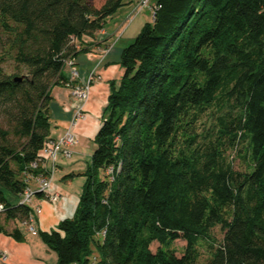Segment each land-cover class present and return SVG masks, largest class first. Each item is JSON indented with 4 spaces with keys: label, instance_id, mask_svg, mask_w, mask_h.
<instances>
[{
    "label": "trees",
    "instance_id": "1",
    "mask_svg": "<svg viewBox=\"0 0 264 264\" xmlns=\"http://www.w3.org/2000/svg\"><path fill=\"white\" fill-rule=\"evenodd\" d=\"M125 4L0 0V232L18 241L5 225L28 222L26 177L47 174L51 89L75 85L65 66ZM153 7L121 52L89 164L65 175L85 178L76 210L39 235L58 264H199L203 247L205 264H264V0Z\"/></svg>",
    "mask_w": 264,
    "mask_h": 264
},
{
    "label": "crops",
    "instance_id": "2",
    "mask_svg": "<svg viewBox=\"0 0 264 264\" xmlns=\"http://www.w3.org/2000/svg\"><path fill=\"white\" fill-rule=\"evenodd\" d=\"M136 1L138 2V0H125L126 4L113 17L106 20L104 28L97 33L96 37L86 39L93 44L92 52L80 54L75 58L79 77L75 79L74 86L86 82L90 76H93L88 97L81 99L74 95L73 85L52 87L50 121L51 136L54 139L60 138L67 129H72L78 139V143L73 148L81 143L95 146L94 138L102 124L103 113L110 94V83L119 81L124 75V68L120 64L121 52L135 39L143 27L144 22L136 21L137 19L131 23L126 22L132 9L134 8V11L136 8L134 7ZM154 4L152 1L148 6L151 14H153ZM63 73L68 81H73L69 65L65 66ZM78 111L81 117H78ZM62 159L64 158L61 155L56 159L54 177L56 172H61V174L54 178L55 180L52 179L50 186V191L57 192L59 197L56 201L50 202L45 197L35 195L30 203L33 209L32 221L25 223L8 221L6 223L8 230L16 226L20 228L24 239L18 241L0 232V257L3 255L8 257L6 262L1 263L0 261V264H58L57 254L47 247L39 232L51 231L62 219L74 214L83 187V182L80 183V190L79 186L78 188L73 187L75 177L65 178V175L75 170H65ZM51 165V161H48L46 167L50 168ZM31 187L37 190L38 183L32 181ZM37 208L41 211L37 212ZM1 222H4L3 217ZM31 226L33 230L30 229Z\"/></svg>",
    "mask_w": 264,
    "mask_h": 264
},
{
    "label": "built area",
    "instance_id": "3",
    "mask_svg": "<svg viewBox=\"0 0 264 264\" xmlns=\"http://www.w3.org/2000/svg\"><path fill=\"white\" fill-rule=\"evenodd\" d=\"M151 0H138V4L135 10L132 12V15L128 17V19H133L135 15H137L143 8L150 6L149 2ZM154 7H152L153 10ZM127 19V21H128ZM69 67L71 68L72 79H77L79 77V71L76 66L75 59H72L68 62ZM93 76H90L88 80L82 84H77L73 87L72 92L74 95L81 99H86L88 97L89 90L92 85ZM78 117H81L80 111L77 112ZM78 143V139L74 130L67 129V131L58 139H50L46 141L38 152V162L40 167L47 171L46 175H33L30 174L26 177L27 186L22 194L21 203L30 205L32 198L36 195L37 192H42L44 197L50 202H54L59 197L57 192H51L50 186L52 184V179L54 176V172L56 169V159L58 156H62L63 158H71L72 151L71 148ZM48 161H51L52 165L50 168L46 167ZM38 162H33L31 166L33 168H37L39 166ZM35 181L38 183V189L34 190L31 187V182ZM4 209L3 205L0 204V213ZM37 212L41 210L39 208L36 209ZM32 221V218L28 220ZM33 230V227H30ZM8 260L6 255L0 257L1 263H4ZM95 264V261L92 262Z\"/></svg>",
    "mask_w": 264,
    "mask_h": 264
},
{
    "label": "rangeland",
    "instance_id": "4",
    "mask_svg": "<svg viewBox=\"0 0 264 264\" xmlns=\"http://www.w3.org/2000/svg\"><path fill=\"white\" fill-rule=\"evenodd\" d=\"M89 1L95 7H100L103 3V0H89ZM152 1H154V3H155V0H151L149 2V4H151ZM136 5H137V1L135 3L134 7H136ZM148 8L149 7L143 8L131 20L127 18L128 21L126 20V22L131 23L137 19L136 21L144 22L143 23V25H144L145 22L147 23V22L153 21V14L149 13ZM133 9H132V11H133ZM131 12L129 14L130 16L132 15ZM144 18H147V19L145 20ZM143 20H145V21H143ZM3 66L8 71H12V69H13V63L11 60L6 61L3 64ZM212 120H213V118H211V117L207 118L206 124H205V127H207V129L209 126H211ZM78 145L75 146L74 148L73 147L71 148V151H72V157L71 158L62 159L65 170L73 169V170H75V172H79V171L84 170L86 168V166L89 164L90 159H91V154L93 153L95 146L93 147V145H91V144L88 145V144H84V143H81L79 146ZM229 159L231 160L232 165L235 169H241L244 166L243 159L235 151H232L229 153ZM59 174H61V172H56V176L55 177L53 176V179L57 178ZM84 180H85V178L83 176H76L75 179L73 180V183H72L73 187L78 188V186H79V190H80V183L81 182L84 183ZM223 233L224 232L220 226H216L213 229V235L218 240V242H220L222 240ZM185 245H186V242L182 239L176 240L173 243V248L176 250L178 256H181V254L183 253ZM158 246H159V244L157 242H153L150 247H151V250L153 252H155ZM201 251H202V253H201V256L199 259V264H205L206 260L209 258V252L207 251V249L205 247L201 248Z\"/></svg>",
    "mask_w": 264,
    "mask_h": 264
}]
</instances>
